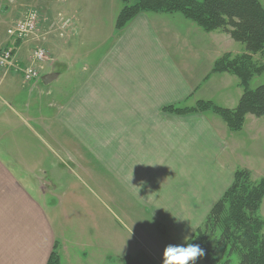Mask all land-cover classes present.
I'll list each match as a JSON object with an SVG mask.
<instances>
[{
	"label": "crops",
	"instance_id": "obj_1",
	"mask_svg": "<svg viewBox=\"0 0 264 264\" xmlns=\"http://www.w3.org/2000/svg\"><path fill=\"white\" fill-rule=\"evenodd\" d=\"M17 2L10 0V11L6 8L7 14H0L3 45L15 44L6 35L7 27L16 15L30 11L19 14ZM106 2L109 6L103 9ZM259 2L264 9V0ZM48 3L61 10L55 18L69 21L65 28L63 20L51 26L59 39L64 38L62 45L49 42L50 50L45 47L54 62L31 83L17 72L0 70V264H46L55 242L60 264L99 259V230L92 252L79 244L68 254L51 214L55 205L49 199L57 196L55 180L60 171L69 170L74 176L73 164L82 159L87 163L80 146L91 148L112 174L128 209L156 212L164 247L191 237L232 184L235 170H248L253 181L264 179L260 144L264 117L247 115L242 129L231 132L209 111L185 115L165 111L193 108L198 102L235 108L242 95L238 78L213 73L212 67L224 54L245 53L242 44L221 30L205 32L178 13H140L116 31L120 0ZM80 4L90 5L86 10ZM86 16L97 20L89 32L93 45H74L79 25L80 31L85 28L71 20ZM39 32L48 33L40 31V25ZM38 39L17 45L15 59L20 66L29 65L30 50ZM253 61L264 63L259 55ZM49 74L57 76L43 84L42 78ZM74 77L79 88L70 96L65 90V100L59 102L51 83L62 79L66 88L72 87ZM89 124L98 125L97 141ZM263 207L264 199L258 212ZM136 226L145 239L152 235L145 222ZM92 236H87L89 242ZM147 247L142 248L147 252Z\"/></svg>",
	"mask_w": 264,
	"mask_h": 264
},
{
	"label": "trees",
	"instance_id": "obj_2",
	"mask_svg": "<svg viewBox=\"0 0 264 264\" xmlns=\"http://www.w3.org/2000/svg\"><path fill=\"white\" fill-rule=\"evenodd\" d=\"M122 8L115 21V30L123 29L140 13L182 15L205 32L221 30L240 43L245 53L224 54L212 67L213 73H228L238 78L242 95L233 109H224L211 102H198L193 108H165L168 113L185 115L212 112L222 119L231 132L242 129L245 117H264V85L249 89L253 76L264 71V63H255L254 55L264 59V9L259 0H120ZM19 45V42H16ZM264 199V179L253 182L248 170L237 169L233 182L212 207L203 223L187 243L200 245L205 264H218L215 250L229 247L230 264L236 250L237 264H264V219L258 210ZM231 243V244H230ZM214 244V246H212ZM126 264H156L144 252L124 258ZM46 264H60L59 244L55 242Z\"/></svg>",
	"mask_w": 264,
	"mask_h": 264
},
{
	"label": "rangeland",
	"instance_id": "obj_3",
	"mask_svg": "<svg viewBox=\"0 0 264 264\" xmlns=\"http://www.w3.org/2000/svg\"><path fill=\"white\" fill-rule=\"evenodd\" d=\"M17 1V4L19 3L18 13L25 14L28 10H35L41 18L39 22L40 31L48 32L47 34H45V36H43L44 33L39 32V34H34L33 36H31V38H29L32 39L36 36L37 38H39V43L37 45H33L29 55H31L34 49L39 48L42 49L47 56H49L48 51L46 50V48L49 50L51 48V45H48L49 42L55 45H57L58 43L62 45L64 43V38H58L56 27L54 26V28H51L52 24L55 25L56 23H58V21L62 22L63 20L61 25L65 28L69 21H65L60 16L58 18H55L56 14H58L61 10H59L60 8H58L56 3H53V5L50 6V4L48 3L49 0ZM1 4L2 8L0 10V14H7L6 8L7 11H10L11 9L10 0H3V3ZM117 4L119 3L117 2ZM80 5H83L87 10L90 4ZM101 5L103 6V9H106L109 6L108 2L102 3ZM49 6L50 8H48ZM9 16L14 17V15ZM16 16V20L19 21L20 19H22L23 15ZM80 19L71 20V24H76V22H78L79 24L82 23L84 25L85 32L80 31L79 25L78 35H73L72 43L74 45H81L83 43L87 47L92 46L93 44L90 43L92 36L89 32L92 28L95 27L97 20L92 16H86ZM16 20H14L9 25V27H7V30L15 23ZM45 41L47 42V44L42 45V42ZM2 45L3 44L0 43V46ZM60 70H62V68ZM77 78L78 77H74V85L71 87V85L67 84V88L64 80L62 79H58L57 81L51 83V91L52 93L57 95L59 102L65 100V90L68 96L77 91L80 85L77 84ZM261 85H264V71L252 77L249 82V89L254 90ZM42 86L43 90L47 89V86ZM62 90L64 91V93H62ZM63 94L65 95V97L63 96ZM88 128L91 129L90 133L92 137L94 138L96 136L95 139L97 141L100 134L98 131V125L89 124ZM260 142L262 146V152L264 153V135L260 136ZM91 143L92 145H95V143ZM3 149L5 150V147H3ZM80 154L87 159V163H85L82 159L80 160L81 162L76 166L73 164L72 167H74V172L76 173L74 174V176L70 175L69 170H67V173L64 174H62V172L60 171V177L55 180L57 196L49 199L50 203L55 205V208L51 212V214L56 218L55 225L57 236L59 237V239L66 240L64 247L67 248L68 254L71 253V250H73V248L79 249V244L84 245L82 249L92 252L91 247L93 241L98 242V237L96 235L99 230V259L96 258L93 263L88 262L83 264H126L127 261L124 260V258L127 256H134L138 252H144L146 253V255L152 258V260H154L156 264H162V249H164V244H162L160 240L163 241L165 239L163 238V229L161 227H158L161 225L157 224V219L159 220V218H157L156 212H151L149 210L143 211L140 208V210L137 208L131 210L128 209L127 207L129 205L126 204L125 196L119 195L120 189L118 183L113 179L112 174L109 173L106 168H104L103 164L98 160L97 155L92 152L91 148L80 146ZM78 168L85 170L81 171ZM61 174L66 176L62 178ZM71 182L72 186H70ZM66 190L68 191L66 197H62V193ZM136 206L138 205H135L134 203V207ZM263 210L261 209V211L258 212V216L260 218L264 216ZM158 213L161 214V212ZM141 221L145 222L148 230L152 232V235L148 233L146 239L144 238V236H141L136 226V224ZM82 230H84L85 233H83L84 231L82 232ZM93 233L94 236H92ZM193 234L191 235V237L193 236ZM89 235L92 236L90 238V242L88 240L89 237H87ZM159 243L161 244V249L158 248V246H160ZM143 246H149L150 248L147 247L148 250L146 252V250L142 248ZM212 246H214V244H212ZM228 248L229 247H224V249L218 248L215 250V255L218 258V264H226ZM234 251L235 252L230 255V264L238 263V254L236 253V250ZM84 260L85 259H82L81 262H84ZM196 264L205 263L202 258H198Z\"/></svg>",
	"mask_w": 264,
	"mask_h": 264
},
{
	"label": "built area",
	"instance_id": "obj_4",
	"mask_svg": "<svg viewBox=\"0 0 264 264\" xmlns=\"http://www.w3.org/2000/svg\"><path fill=\"white\" fill-rule=\"evenodd\" d=\"M39 16L35 11H29L22 20L17 21L7 30L10 39L23 41L33 36L37 31ZM46 53L39 48L32 51L30 55L31 64L24 68H19L14 61L13 47L0 46V69L8 71L11 69L20 71L25 82H31L39 79V64L47 62Z\"/></svg>",
	"mask_w": 264,
	"mask_h": 264
},
{
	"label": "clouds",
	"instance_id": "obj_5",
	"mask_svg": "<svg viewBox=\"0 0 264 264\" xmlns=\"http://www.w3.org/2000/svg\"><path fill=\"white\" fill-rule=\"evenodd\" d=\"M205 255L204 249L198 244H168L163 249L162 264H196L198 258Z\"/></svg>",
	"mask_w": 264,
	"mask_h": 264
},
{
	"label": "water",
	"instance_id": "obj_6",
	"mask_svg": "<svg viewBox=\"0 0 264 264\" xmlns=\"http://www.w3.org/2000/svg\"><path fill=\"white\" fill-rule=\"evenodd\" d=\"M57 75L56 74H49L42 78L43 84L49 83L51 80H53Z\"/></svg>",
	"mask_w": 264,
	"mask_h": 264
}]
</instances>
